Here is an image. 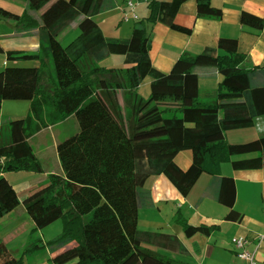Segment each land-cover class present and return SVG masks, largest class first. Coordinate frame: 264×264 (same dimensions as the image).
<instances>
[{"label":"trees","instance_id":"16d2710c","mask_svg":"<svg viewBox=\"0 0 264 264\" xmlns=\"http://www.w3.org/2000/svg\"><path fill=\"white\" fill-rule=\"evenodd\" d=\"M186 1L151 0L150 16L135 23L130 37L110 38L96 16L115 9L118 0H25L18 27L36 29L40 49L36 53L5 51L0 44V53L39 64L30 115L8 119L7 139L1 137L0 93V214L18 198L5 174L43 171L30 137L70 115H75L78 130L58 142L63 173L50 174L49 189L26 205L36 237L19 255L0 242V264H25L26 257L38 251H46L54 264H143L145 259L157 264H189L147 247L186 255L177 234L137 229L129 235L115 207L104 199L99 187L102 181L131 173L142 176L136 187L137 205L142 209L155 206L146 177L165 175L187 197L200 176L209 173L208 188L216 186V199L228 207L225 219L242 220V213L234 208L235 180L222 174L221 165L229 162L234 170L264 168V134L241 143L227 140L228 131L252 127L264 115V66L254 65L239 51L238 39L228 37L198 54L180 56L169 71L154 66L150 56L154 33L148 23L161 22L191 34L190 26L176 21ZM196 3L198 16L223 15L211 0ZM240 22L255 29L264 25L262 17L247 11L241 13ZM114 54L124 56L123 66L97 67L90 73L81 67L84 56L102 62ZM148 77L151 92L144 97L136 89ZM218 77V88L208 93L217 103L194 105L202 94L200 80ZM115 81L121 87L118 91ZM125 89L131 94L129 116L120 92ZM184 150L192 153L186 169L175 161ZM186 210V206L177 209L173 221L187 236H210L218 229L217 225L190 223ZM60 219L62 232L49 240L39 236Z\"/></svg>","mask_w":264,"mask_h":264},{"label":"crops","instance_id":"0c3cea01","mask_svg":"<svg viewBox=\"0 0 264 264\" xmlns=\"http://www.w3.org/2000/svg\"><path fill=\"white\" fill-rule=\"evenodd\" d=\"M150 1L118 0V6L115 9L97 15L96 19L105 36L108 35L111 38L130 37L135 23L150 16ZM211 1L213 6L222 9L223 15L221 17L198 16L196 0H187L180 8L176 21L190 26L192 28L191 34L179 33L161 22L148 23V30L154 33L150 51L154 66L163 71H169L180 56L198 54L207 46L215 45L222 37L238 39L239 51L248 55L254 65L264 66V25L261 29H255L240 22L243 11L258 15L264 20V0ZM24 6L25 0H6V2L0 0V44L5 51L36 53L40 49V39L35 32L36 29L27 31L26 28L18 27ZM0 54L4 55V58L0 57V93L3 101L12 99L30 101L31 103L38 61L13 60L8 59L5 53ZM83 61L93 66V69L97 67L111 69L123 66L125 63L124 56L118 54L109 56L102 62H96L91 57L84 56L81 63ZM31 62H36V65L26 66L27 63ZM11 63L14 65L10 66ZM27 71L33 72L32 77H23ZM147 79L145 82L148 86L143 93L144 95H141L144 97L151 92V79ZM213 81L210 82L207 79L202 83L200 80L202 94L199 98L203 99V102L201 101L203 106L217 103V100L209 97L208 93L215 90L213 87L219 86L220 77L214 78ZM24 88L28 89L27 94H22ZM140 89L142 90V87ZM13 90L14 92H12ZM197 104L202 106L199 102L194 101V105ZM48 110L50 111V109L45 112L44 121L49 115ZM17 115L19 114H11L9 118L23 117ZM55 126V124H49L30 137L32 148L41 161L42 172L23 170L5 174L17 190L18 198L0 214V242H6L18 254L36 237L32 235L34 223L27 211V203L40 197L49 189L50 174L63 173L57 152L58 142L62 138L54 133ZM262 134H264V115L257 117L252 127L228 131L227 140L231 143H241L256 139ZM8 135L6 122H2L1 137L7 139ZM35 141L40 145L38 149L35 148ZM42 151L52 157L56 170L47 168ZM175 161L186 169L192 161L191 151L180 152ZM221 170L223 175L233 177L235 180L234 208L243 215L240 222L225 219L228 207L216 199L215 196L218 194L216 186L213 189L208 188L212 178L209 173H203L200 176L187 197L183 196L165 175L146 177L144 179L145 185L150 188L155 203L152 209L138 207L136 187L141 182L142 176L131 173L123 176L126 179L131 176L137 178L126 182V194L128 195L120 194L119 198L114 196L118 205L117 207L112 205L118 212L124 229L129 235H133L137 229L161 230L177 234L188 251L186 255L172 250L147 246L169 257L189 264H249L239 258L238 253L241 249L236 246V239L245 237L248 240L246 250L255 253L258 263L264 264V168L234 170L231 163L225 162L221 165ZM148 180L152 181L149 182ZM181 206L187 207L185 216L190 223L194 225H217L218 229L210 236L201 233L187 236L182 226L173 221L177 209ZM42 231H40L39 236L45 239ZM35 254L42 257L44 251L34 252L27 256V262L28 258ZM143 264L157 263L145 259Z\"/></svg>","mask_w":264,"mask_h":264},{"label":"rangeland","instance_id":"374dc122","mask_svg":"<svg viewBox=\"0 0 264 264\" xmlns=\"http://www.w3.org/2000/svg\"><path fill=\"white\" fill-rule=\"evenodd\" d=\"M2 1L6 2V0H2ZM76 34H77V32L74 35H72V37L75 36ZM106 36L110 37L108 35H106ZM0 57L4 58V55L0 54ZM111 61L113 62V60H111ZM10 62H11V60H10ZM13 65H14V63L10 64V66H13ZM31 65L35 66L36 62L27 63L26 66H31ZM37 66H38V63H37ZM81 67L85 73H90L93 70V66L88 65V63L86 61H83L81 63ZM23 77H32V74H31V72H27ZM93 78H94V80H97V77H93ZM108 78L113 79L112 77H108ZM147 80H149V77ZM206 80L207 79H202V83H203V81H206ZM209 80H210V82H214L213 79H209ZM113 84H114L115 89L117 91L120 90L121 87L117 81H115ZM147 86H148L147 82H145V80H144V82L141 84V86L136 89L137 94L144 95L143 93L145 92ZM141 87H142V90L140 89ZM213 88L217 89L218 87H213ZM120 92L122 93L124 106L126 105V114L125 115L129 116L131 114V106L129 104V99L131 97V94L126 89L122 90ZM4 101L2 102V108H1V121L2 122H7L9 119V115L11 116V114H19V115H22L24 118L29 117V115H30L29 109H30V104H31L30 101H25V100L17 101V100H12V99H6ZM89 101H90V99L86 100V102H89ZM195 101H196V103L199 102V104L202 106L204 105L202 103L203 99L197 98ZM196 106H198V104ZM12 112H18V113H12ZM49 113H50V111H49ZM19 115H17V116H19ZM13 116H16V115H13ZM31 116H32V114H31ZM44 116H43V118H44ZM55 125L56 126L54 129L55 130L54 133L56 134V136L61 137L62 140L68 136H71L72 134H74L78 130V122H77L75 115H70L64 119H61V120L55 122ZM39 147H40V145L38 144V142L35 141V148L38 149ZM184 151H181V152H184ZM186 151H188V150H186ZM42 153H43L42 156L44 157V160H45L44 163L46 162L47 168H49L50 170H56V167L53 165V162H52V157L47 155V153H44L43 151H42ZM46 156H47V159H45ZM176 157H175V159H176ZM134 178H136V177L131 176L129 179H126L125 177H121V178H117V179H110V180L102 181L100 183L99 187L103 193L104 199H106L107 201H110L114 206L117 207V205H118L117 199L114 196H116L117 198L120 197V194H124L127 196L128 194H126L127 188L125 187V184L127 181L130 182ZM148 181L151 182L152 180H148ZM115 191H116V193H115ZM118 210H119V208H118ZM140 223H142V222L140 221ZM62 230H63V220L60 219V220H57L56 222L52 223L51 225L47 226L46 228H44L42 231V235L45 236L46 240H49V239L55 237L56 235H58L60 232H62ZM39 257L40 256H38V254L32 255L28 258V262L26 260L25 264H54L53 260L50 258L49 254L46 251H44V256H42L40 258Z\"/></svg>","mask_w":264,"mask_h":264},{"label":"built area","instance_id":"2783aa9c","mask_svg":"<svg viewBox=\"0 0 264 264\" xmlns=\"http://www.w3.org/2000/svg\"><path fill=\"white\" fill-rule=\"evenodd\" d=\"M130 4L133 5L131 2ZM247 245L248 240L245 237H239L236 239V246L241 249L238 254L239 258L247 261L249 264H259L255 258V253L246 250Z\"/></svg>","mask_w":264,"mask_h":264}]
</instances>
